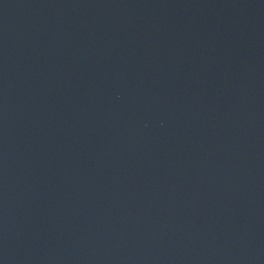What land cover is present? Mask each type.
Wrapping results in <instances>:
<instances>
[{"label":"water","instance_id":"obj_1","mask_svg":"<svg viewBox=\"0 0 264 264\" xmlns=\"http://www.w3.org/2000/svg\"><path fill=\"white\" fill-rule=\"evenodd\" d=\"M0 264H264V0H0Z\"/></svg>","mask_w":264,"mask_h":264}]
</instances>
